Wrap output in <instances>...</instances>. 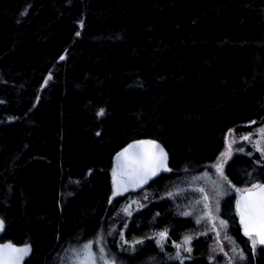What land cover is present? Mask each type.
<instances>
[{
  "label": "trees",
  "instance_id": "1",
  "mask_svg": "<svg viewBox=\"0 0 264 264\" xmlns=\"http://www.w3.org/2000/svg\"><path fill=\"white\" fill-rule=\"evenodd\" d=\"M262 126L264 0H0V241L31 245L22 264H53L97 234L132 264L162 262L160 247L171 257L186 237L185 264H222L212 232L165 192L230 133L224 215L247 262L264 264L235 207L264 182ZM139 138L166 147V169L115 194L114 158Z\"/></svg>",
  "mask_w": 264,
  "mask_h": 264
},
{
  "label": "rangeland",
  "instance_id": "2",
  "mask_svg": "<svg viewBox=\"0 0 264 264\" xmlns=\"http://www.w3.org/2000/svg\"><path fill=\"white\" fill-rule=\"evenodd\" d=\"M263 130L264 126L256 131V133L261 134ZM233 137L232 133H230L225 148L216 160L200 171L183 175L177 182L171 185V189H168L165 194L173 197L178 211L194 217L202 232H212L211 259L216 257L222 264H249L246 260L247 251L231 232L230 220L224 215V212L229 210L224 205V199L229 194L225 165L237 150ZM253 140L259 142L261 136L253 137ZM229 146H231L230 155L226 156L225 154L229 153ZM220 164H222V172L217 168V165ZM118 178L120 181L119 194H121L128 190V188L125 179L120 175ZM116 180L117 176L114 175L113 190L115 194H117ZM262 180L263 178L256 179L252 183V186L262 183ZM150 191L151 186H145L144 191L140 194L143 198H148ZM143 202L145 201L139 200L135 208L142 206ZM188 238L190 237H186L184 244L180 241H177L180 245L174 243V252L170 254L171 257H168L169 254H167L168 251L165 247H160L163 249L162 262L158 261L154 264H177L176 260L180 264H185V259L182 256V247L191 249V238ZM162 239V237L161 239L159 238L157 242L161 243ZM85 245H91L90 251L95 264H132L136 262L134 255L123 257L122 254L118 253L119 247H110L107 238L97 234L93 238L86 239L66 249L56 259L57 261H53V264H79L80 260L83 259ZM258 249L259 247H255L256 251ZM144 257L142 261L147 262L146 255ZM88 264H91V261Z\"/></svg>",
  "mask_w": 264,
  "mask_h": 264
},
{
  "label": "snow or ice",
  "instance_id": "3",
  "mask_svg": "<svg viewBox=\"0 0 264 264\" xmlns=\"http://www.w3.org/2000/svg\"><path fill=\"white\" fill-rule=\"evenodd\" d=\"M99 115H103V110L100 111ZM141 143H151L153 144L154 148L158 149V155L154 154L147 161H143V160L141 161L145 167L151 165L150 170L152 175L156 174V170L159 167L166 168L167 154L165 153L164 149L159 145H156L154 142H141ZM129 147H133V146L130 145ZM230 148L231 146H229V153H226L225 154L226 156L230 155ZM127 151L128 149H125V152L121 153L120 157H123L125 153H127ZM217 168L220 169L222 172V164L217 165ZM114 175L117 176L116 185H117V194H119V187H120V181L118 178L119 171L114 173ZM253 189H256V192H253ZM243 191H246L250 197H255V199L245 200V197L242 196L241 201L237 203V208L240 212L241 222L244 223L245 226V233L247 235H252V231H255L257 235L260 237L258 243L264 245V184H260V185L254 184L252 188ZM125 211H127V209H125ZM250 226L252 228V231H249ZM2 229H3V221H0V230ZM164 235H165L164 233H161V237H163ZM256 243L257 240L252 241L253 247H255ZM8 249L11 250V253H18L20 255L13 257L11 253L8 251ZM90 249H91V245H85L83 259L80 260L79 264H88L89 261H91V264H95ZM188 250L190 251L191 249ZM28 251L29 249L27 248H14L11 245L0 246V264H9L10 260L12 264H18V261L22 259V256L24 254H27Z\"/></svg>",
  "mask_w": 264,
  "mask_h": 264
},
{
  "label": "water",
  "instance_id": "4",
  "mask_svg": "<svg viewBox=\"0 0 264 264\" xmlns=\"http://www.w3.org/2000/svg\"><path fill=\"white\" fill-rule=\"evenodd\" d=\"M141 142H154L156 145H159L162 147L167 154V159H166V164L168 161V151L166 147L157 139L154 138H139L130 141L121 151L117 153V155L114 158L116 170L119 171V175L125 179L127 188L129 190H135L138 188L143 187L147 183H149L152 179H154L156 176H158L162 171H164V167H159L156 170V174L152 175L151 173V165H148L147 167L144 166V164L141 162L147 161L150 157H152L154 154L158 155V149L153 147V144L151 143H141ZM133 147H129V146ZM125 149H128L127 153L123 157H120L121 153L125 152ZM119 157V160H118ZM264 184V182L260 183ZM258 184V185H260ZM252 188V187H250ZM249 189V188H247ZM246 190V189H245ZM253 192H256V189H253ZM245 197V200L248 199H255V197H250L249 194L246 191H240L237 199H236V212L238 215V221L245 232V226L244 223L241 222V217H240V212L237 208V203L241 201V197ZM0 221H3L0 218ZM2 230H0L1 233ZM249 231H252V228L250 226ZM252 235H255L257 240H259V236L255 231H252ZM3 245H11L14 248H27L29 251L27 254H24L22 256V259L18 261V264H22L23 261L30 255L31 253V245L30 244H16L11 241H5L1 242L0 241V246ZM8 251L11 253V250L8 249ZM11 255L14 256H19L20 254L18 253H11ZM9 264H12L11 260L9 261Z\"/></svg>",
  "mask_w": 264,
  "mask_h": 264
}]
</instances>
